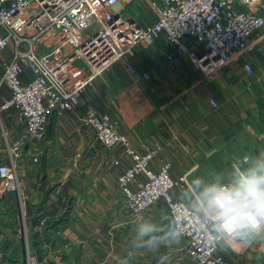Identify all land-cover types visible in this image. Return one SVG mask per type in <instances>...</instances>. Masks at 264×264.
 I'll return each mask as SVG.
<instances>
[{"label":"crops","instance_id":"0c3cea01","mask_svg":"<svg viewBox=\"0 0 264 264\" xmlns=\"http://www.w3.org/2000/svg\"><path fill=\"white\" fill-rule=\"evenodd\" d=\"M157 43L153 51L135 49L143 61L132 59L150 71L149 80L140 85L122 62L115 63L106 78L86 88L75 111L51 118L39 163L27 155L15 159L17 189L3 192L0 178V264H28L35 253L40 264H195L183 239L173 242L168 235L174 231L163 199L139 217L125 211L118 178L130 158L120 147L109 150L99 143L81 116L89 106L110 113L140 152L157 150L153 169L169 161L173 176L186 173L187 185L173 193L193 208L197 184L228 182L236 169L249 167L264 153V63L257 58L264 41L251 54L254 74L237 60L210 81L185 58L169 63L171 48ZM11 53L12 46L0 51V104L11 93L3 81ZM19 117L17 108L0 112V165L13 160L8 142L23 130ZM26 148L33 151L34 145ZM236 152L241 158L233 162ZM246 152L248 161L242 159ZM42 218L47 227L40 233ZM145 221L167 237L158 250L138 246L136 227ZM218 254L229 264H255L264 260V238L248 246L228 247L222 241Z\"/></svg>","mask_w":264,"mask_h":264},{"label":"built area","instance_id":"2783aa9c","mask_svg":"<svg viewBox=\"0 0 264 264\" xmlns=\"http://www.w3.org/2000/svg\"><path fill=\"white\" fill-rule=\"evenodd\" d=\"M135 1L0 0V51L12 46L3 75L11 93L3 98L0 112L17 108L23 126L8 142L12 162L0 165L3 192L18 187L15 159L27 155L39 163L51 118L75 111L86 88L96 78H106L115 63L122 62L140 85L151 78L149 70L129 57L140 43L160 41L171 48L169 63L185 58L208 81L225 65L241 59L244 70L255 73L250 60L257 44L264 41V0H148L144 16L128 8ZM211 102L217 106L214 99ZM81 120L104 147H120L130 158L118 178L126 212L139 217L163 199L173 231L180 234L183 249L195 264H229L218 254L222 241H213L206 222L174 196V189L187 185L186 173L173 176L169 161L153 169L151 160L157 150L140 152L110 113L89 106ZM27 145H34L33 151ZM39 224L42 233L47 219ZM41 261L36 253L29 255L28 264Z\"/></svg>","mask_w":264,"mask_h":264},{"label":"clouds","instance_id":"9594fccd","mask_svg":"<svg viewBox=\"0 0 264 264\" xmlns=\"http://www.w3.org/2000/svg\"><path fill=\"white\" fill-rule=\"evenodd\" d=\"M193 210L206 222L213 241H223L228 247L248 246L264 238V153L244 169H236L228 182L197 184L193 191ZM162 229L152 222L136 227L140 247L158 250L167 237L157 235ZM178 242L180 234H168Z\"/></svg>","mask_w":264,"mask_h":264},{"label":"rangeland","instance_id":"374dc122","mask_svg":"<svg viewBox=\"0 0 264 264\" xmlns=\"http://www.w3.org/2000/svg\"><path fill=\"white\" fill-rule=\"evenodd\" d=\"M128 8L129 9H131V11L134 13V14H136L137 16H144L145 14H147L148 15V9H149V1L148 0H138V1H135L134 3H132V4H128ZM150 18V17H149ZM264 40V39H263ZM158 44L159 43H157V42H152V43H150V44H143V43H140V44H138V45H136L133 49H132V51H130L129 52V57L131 58V59H137V62L139 61V59L140 60H142V59H144L143 58V56L142 55H139V56H136V54L134 55V53H135V49L137 48V47H144V48H146V49H148L149 51H153L154 49L153 48H155L156 46H158ZM153 47V48H152ZM141 49H139V51H140ZM258 53H257V58H258V60L260 61V62H263L264 63V51L262 52V51H260V50H258L257 51ZM153 57L155 56V55H152ZM138 57H139V59H138ZM156 58V57H155ZM242 60V59H241ZM143 61V60H142ZM144 63V62H143ZM139 65V64H138ZM141 65H142V63H141ZM140 66V65H139ZM141 67V66H140ZM129 79H131V77L129 76L128 77ZM237 153L238 152H236L235 154H232V161L233 162H236L239 158H241L239 155H237ZM245 155H247L248 157H249V159H250V156H249V154L246 152L244 155H242V159L244 158V156Z\"/></svg>","mask_w":264,"mask_h":264}]
</instances>
